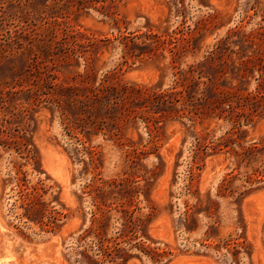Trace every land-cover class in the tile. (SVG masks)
I'll list each match as a JSON object with an SVG mask.
<instances>
[{
  "label": "rangeland",
  "instance_id": "374dc122",
  "mask_svg": "<svg viewBox=\"0 0 264 264\" xmlns=\"http://www.w3.org/2000/svg\"><path fill=\"white\" fill-rule=\"evenodd\" d=\"M86 3L0 0V239L27 264H264V0ZM105 78L182 93L101 103Z\"/></svg>",
  "mask_w": 264,
  "mask_h": 264
},
{
  "label": "trees",
  "instance_id": "16d2710c",
  "mask_svg": "<svg viewBox=\"0 0 264 264\" xmlns=\"http://www.w3.org/2000/svg\"><path fill=\"white\" fill-rule=\"evenodd\" d=\"M74 1V4L78 7V8H82L84 6H86V0H72ZM134 37H125L124 38V44L126 47H128L126 49L127 53H132V51L129 50V48H131V45L136 44L135 41L133 40ZM93 38L88 35L85 32H82L80 30H76L73 31L72 33H70L67 29L63 30V35H61V37L59 38V40L57 41L58 43V48L59 51L63 52L64 54H66L69 57L72 58H77V57H85L86 52L90 49V47L93 46ZM260 64L261 67L260 69L264 70V60L261 59L260 60ZM192 71L194 69H191ZM197 71V70H195ZM203 71H199V73L201 74ZM261 77H263V74H261ZM107 82V79H103V81L100 83L99 86L94 87L91 91H92V96L97 98L98 101L102 102H107L108 99L110 100L111 98H119L118 96H123V95H128L131 97H135V96H142L144 102H148V103H152V102H159L164 104L165 106L168 103H173V99L175 98V95L182 93V91H177L174 92L173 90H165V91H159V90H155V89H151L145 86H136V85H119V86H108L105 83ZM206 85H208V83H206ZM209 86H206V88L208 89ZM175 88V87H174ZM193 87L191 85H184L183 87V94L184 92H187L188 94L191 93V89ZM206 91V89H205ZM204 92V91H203ZM7 97H5L4 95L0 96V101H6L7 99H11L14 98L12 96V94H14V92H10L8 91L7 93ZM212 95L214 98V96H216V93H214V91H212ZM212 100H215L212 101ZM223 99H219L218 97H215L214 99H208V104L211 102V104L213 103H226L229 100L224 99V101H222ZM219 105V104H218ZM212 110H215L214 108Z\"/></svg>",
  "mask_w": 264,
  "mask_h": 264
},
{
  "label": "bare ground",
  "instance_id": "6f19581e",
  "mask_svg": "<svg viewBox=\"0 0 264 264\" xmlns=\"http://www.w3.org/2000/svg\"><path fill=\"white\" fill-rule=\"evenodd\" d=\"M1 225V224H0ZM2 232H3V230H2ZM1 232V233H2ZM5 234V233H4ZM5 237V236H4ZM7 239H8V235H7ZM10 239V238H9ZM4 240H5V238H4ZM16 241V240H15ZM13 242V241H12ZM12 242H9V241H3V239L1 238L0 239V264H10V261H15V264H23V263H26V262H24L23 261V258H21V256H19V255H16V253H14L13 251H12V249L14 248V247H12V245H13V243ZM21 244V243H20ZM23 244V243H22ZM19 245V244H18ZM18 247V246H17ZM37 248V247H36ZM50 248V247H49ZM32 249V248H31ZM35 249V248H34ZM33 249V250H34ZM32 250V251H33ZM27 251H28V249H27ZM31 253V252H30ZM34 254H36V253H34ZM33 254V255H34ZM27 255V254H26ZM26 255H25V257H26ZM32 255V256H33ZM35 256V255H34ZM27 257H28V255H27ZM26 257V258H27ZM30 258V257H29ZM30 260V259H29ZM25 261H26V259H25ZM12 264H14V263H12ZM27 264V263H26Z\"/></svg>",
  "mask_w": 264,
  "mask_h": 264
}]
</instances>
